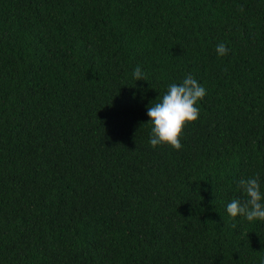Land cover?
Segmentation results:
<instances>
[{"label":"trees","instance_id":"1","mask_svg":"<svg viewBox=\"0 0 264 264\" xmlns=\"http://www.w3.org/2000/svg\"><path fill=\"white\" fill-rule=\"evenodd\" d=\"M188 74L199 119L153 148ZM256 174L264 0H0V264H264V221L226 210Z\"/></svg>","mask_w":264,"mask_h":264},{"label":"clouds","instance_id":"2","mask_svg":"<svg viewBox=\"0 0 264 264\" xmlns=\"http://www.w3.org/2000/svg\"><path fill=\"white\" fill-rule=\"evenodd\" d=\"M220 56L228 54V47L221 43L216 46ZM135 80H147L145 73L137 66L133 71ZM148 81V80H147ZM206 95V89L191 74L185 76L180 84L171 83L167 91L151 103L147 115L151 124L150 145L155 148L168 144L176 150L182 148L180 137L188 124L199 119L198 102ZM238 187L245 199H233L227 204V214L232 218L241 216L249 222L264 221V192L261 191L259 174L241 178ZM264 243V239L261 241Z\"/></svg>","mask_w":264,"mask_h":264}]
</instances>
